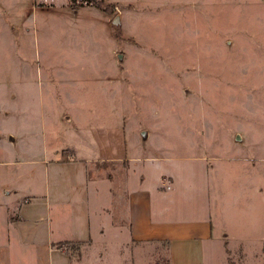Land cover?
I'll use <instances>...</instances> for the list:
<instances>
[{
    "label": "rangeland",
    "instance_id": "obj_1",
    "mask_svg": "<svg viewBox=\"0 0 264 264\" xmlns=\"http://www.w3.org/2000/svg\"><path fill=\"white\" fill-rule=\"evenodd\" d=\"M102 1L0 5V183L40 190L94 133L122 151L119 129L127 150L171 157L152 176L197 187L184 205L207 204L215 262L226 241L228 264H264V0ZM65 246L73 264L170 261L167 241Z\"/></svg>",
    "mask_w": 264,
    "mask_h": 264
},
{
    "label": "crops",
    "instance_id": "obj_2",
    "mask_svg": "<svg viewBox=\"0 0 264 264\" xmlns=\"http://www.w3.org/2000/svg\"><path fill=\"white\" fill-rule=\"evenodd\" d=\"M117 132L122 151L104 152L102 136L94 133V141L91 136L85 143L91 153L84 146L78 153L76 146L72 154L52 159L40 190L0 183V264H73L65 243L87 245L93 237L111 238L122 247L167 241L169 264H207L211 252L214 264H228L232 249L226 241L220 242L225 249L219 261L216 248L208 247L216 242L207 204L195 211L184 205L183 192L185 198L199 197L197 187L181 185L178 169H158L152 176L151 170L171 157L137 155Z\"/></svg>",
    "mask_w": 264,
    "mask_h": 264
},
{
    "label": "trees",
    "instance_id": "obj_3",
    "mask_svg": "<svg viewBox=\"0 0 264 264\" xmlns=\"http://www.w3.org/2000/svg\"><path fill=\"white\" fill-rule=\"evenodd\" d=\"M96 5H97L98 7H100L101 9H103V10L106 8V5L103 4V1H102V0H100V3L98 2Z\"/></svg>",
    "mask_w": 264,
    "mask_h": 264
}]
</instances>
